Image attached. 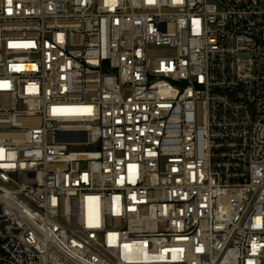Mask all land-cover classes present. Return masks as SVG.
I'll use <instances>...</instances> for the list:
<instances>
[{"label": "built area", "instance_id": "1", "mask_svg": "<svg viewBox=\"0 0 264 264\" xmlns=\"http://www.w3.org/2000/svg\"><path fill=\"white\" fill-rule=\"evenodd\" d=\"M0 264H264V0H0Z\"/></svg>", "mask_w": 264, "mask_h": 264}, {"label": "rangeland", "instance_id": "2", "mask_svg": "<svg viewBox=\"0 0 264 264\" xmlns=\"http://www.w3.org/2000/svg\"><path fill=\"white\" fill-rule=\"evenodd\" d=\"M164 53H165L164 50H152V51H151V54H152V55H162V54H164Z\"/></svg>", "mask_w": 264, "mask_h": 264}, {"label": "snow or ice", "instance_id": "3", "mask_svg": "<svg viewBox=\"0 0 264 264\" xmlns=\"http://www.w3.org/2000/svg\"><path fill=\"white\" fill-rule=\"evenodd\" d=\"M10 2H11V0H10Z\"/></svg>", "mask_w": 264, "mask_h": 264}]
</instances>
